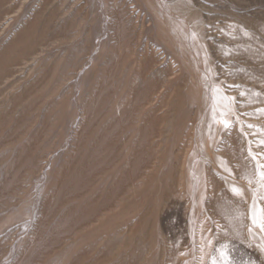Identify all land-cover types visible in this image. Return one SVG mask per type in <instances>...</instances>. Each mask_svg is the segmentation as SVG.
Masks as SVG:
<instances>
[{
	"label": "rangeland",
	"instance_id": "1",
	"mask_svg": "<svg viewBox=\"0 0 264 264\" xmlns=\"http://www.w3.org/2000/svg\"><path fill=\"white\" fill-rule=\"evenodd\" d=\"M0 264H264V0H0Z\"/></svg>",
	"mask_w": 264,
	"mask_h": 264
}]
</instances>
